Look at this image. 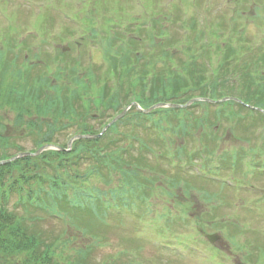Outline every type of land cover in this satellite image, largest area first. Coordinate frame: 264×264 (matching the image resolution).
<instances>
[{
    "label": "rangeland",
    "instance_id": "rangeland-1",
    "mask_svg": "<svg viewBox=\"0 0 264 264\" xmlns=\"http://www.w3.org/2000/svg\"><path fill=\"white\" fill-rule=\"evenodd\" d=\"M15 0H6V2H10L12 4ZM24 3H21L20 1L16 2V8L18 11H23L25 14L23 16L18 17L19 23L16 24L17 27H19V30L14 29H6V30H0V41L4 44V40L7 37H10V35H18L20 31L22 32L24 28H28L31 32V37L28 40L22 41L21 44L24 46H28L29 48H35L37 50L36 55H40L41 59L44 61L46 58V62L44 63H38L37 59L35 58L33 62L30 60L25 63V60L22 56H18L17 62H9L6 71L3 75V80L9 81L11 80V74L13 73L16 79V75L21 74V80L20 84L22 87L30 90L31 86L33 84V80L27 79L25 73H31V68L34 67V73L32 77H36L37 70L43 67L51 59L49 60L46 53L44 51L49 52L54 57L58 56V53H60L58 60L62 61V69H64L65 74H70L72 69L76 67L75 63L71 60L73 57H77L78 52L74 51L75 48L69 50V46L67 43H74L78 42L79 39H67L66 36L70 35L71 32L79 31V36L86 35L89 29L92 27L93 19L95 17V14H93L92 17H90L92 20H89L86 17L87 8L85 5H87L86 2H82L81 6L82 9L79 10L75 6L73 9L67 10L66 9V1L65 0H43L41 5H37V2L39 0H23ZM157 3L162 2L163 4L169 5L173 3L174 0H154ZM154 1L148 0L149 7L151 10L153 9ZM197 3V8H191L188 6H184L182 4L187 5H195ZM200 0H181V8L183 14H181V17L186 19L188 22L190 19L187 18V16H194L197 14L198 8L200 10V17L199 20H197L198 25L204 24L207 21V26L214 21L219 22V20L222 19V15H225L227 18H229V21L232 22L233 16L236 15L234 8L239 9V17L237 21H235L234 25H236L237 28L234 37H238L239 40H246L248 44H250V47H257L261 46V49L257 51L258 54L264 53V0H260V7H255L248 3L246 4L247 0H221V4H219L218 0H214L215 5L212 7L211 5L206 9L208 6L207 3H210V0H206L205 2L199 3ZM242 1V2H241ZM253 1V0H252ZM120 2L123 3V14H120ZM175 2V1H174ZM129 3L126 0H103L102 6H100L99 10L101 13H98L96 15H101L104 18V29L111 34V32H114L116 35H120L118 30L119 27H113L109 25V22L111 21H117L119 17L123 18V22L129 23L132 17H130L127 13H125L128 10ZM9 6V7H8ZM10 9L11 5H6L3 2V9ZM116 11V13L114 12ZM23 12H21L18 16H20ZM31 13L32 15L28 14ZM5 14V12L3 13ZM63 16H67L69 20H65ZM229 16V17H228ZM17 17V16H16ZM15 17V19H16ZM3 18L8 22L12 23L13 19L9 18L7 15H4ZM61 19V22H60ZM22 23H21V22ZM186 21L184 23L187 25ZM162 22L165 24L166 27H169V29H174L177 32H180V27L178 25V20L176 18H169L168 20L162 18ZM178 25V26H177ZM1 26H4V21L0 20V28ZM245 32L241 33V35L238 33L239 30L242 28H245ZM135 26H132L129 31L124 33L123 37H131L132 33L135 30ZM101 31V30H100ZM227 29L220 30L218 35H223L227 32ZM102 32V31H101ZM136 36V34H134ZM236 35V36H235ZM99 37H103L101 40H95L94 45L91 43H88V45L95 46V49L89 48L90 54L92 56V60L90 61L89 56L86 59L85 66L88 65L87 62H90L91 64L95 65L96 67H101L100 70L97 72L99 76L104 73L106 69V64L104 61V58L102 56V51L105 47V45L108 44L105 43V34L99 35ZM67 39L66 41H62L59 39ZM248 39V40H247ZM57 42L49 47H46L47 45H50L54 41ZM230 43H224L221 41V39L218 41L217 44H215V47H220L221 49H227L230 47ZM237 41L233 42V45H236ZM41 47H44L42 50L38 51ZM67 47V48H66ZM63 48H66V51ZM86 48L82 50V52H88ZM224 51H219V54H222V56L225 53ZM2 51V48L0 46V52ZM111 55V54H110ZM159 60L161 61L164 56H159ZM3 62V61H2ZM19 64H23V67L19 66ZM1 65V62H0ZM25 66V67H24ZM83 66V64H82ZM111 67H108L110 69ZM143 70L147 71V73L150 70V65H147L145 67H141ZM26 69V70H25ZM27 69H30V71H27ZM21 70V72L19 71ZM117 70V69H115ZM54 65L52 66V69L49 71V74L54 73ZM139 72V69L132 67L129 62L123 63V68L121 69V74H123V81H121V84L123 87L132 86V82L135 78L136 73ZM255 73L263 72L261 65H258L257 70H254ZM60 71L54 76L57 77L59 75ZM61 74V73H60ZM85 74V79L82 81H86L88 79L89 74L88 73H82ZM48 75V74H47ZM49 76V75H48ZM91 76V75H90ZM103 77V76H101ZM256 77V74H255ZM264 77V74H263ZM53 78V75L50 79ZM59 82L51 83V85L58 84L59 87L67 86L69 84V81L73 80V76H65V75H59ZM104 79L106 77H103ZM165 79V78H162ZM129 89V88H128ZM236 90H233L232 93L238 94L246 92L248 93V96L251 97V101L254 105H261L263 103H256L255 99L257 97H253L254 90L253 88H245L244 83L242 81L237 82ZM133 90H135L133 88ZM129 94H131L133 91H127ZM163 95L166 93V91H162ZM49 95H52L56 100V103L58 102V98L62 99L61 95L55 90V88H49L48 92L42 96L43 98L48 97ZM154 95H158L157 91L151 95V97ZM65 97V92L63 94ZM96 96V94H95ZM124 96H127L126 94ZM150 97V95H149ZM19 102H31V101H25L22 99H17ZM92 99H89L90 101ZM65 100L63 101V103ZM68 103V100H67ZM173 105H178V103L170 102ZM80 103L74 105V108H77ZM14 106V105H13ZM12 104L10 101H8L7 108H4L0 110V135L7 136L10 140H17V142L23 147L22 149L25 151L24 153H32V149H34V144L38 142L39 144L42 143L46 137H51L53 134H55V137L53 139V143L55 144H62L64 142V137L66 133L69 131L64 132L59 136L58 133H54L53 131L50 133L48 130V124L51 123L52 117L51 115L46 116L44 122H43V129H39L41 131L39 133L40 136L35 137H25L28 133L27 126H23L21 128L15 127L14 124L16 123L14 118H16L18 112H13ZM185 106V111L187 114L182 115L183 118H185L186 123L188 124H196L199 125V127H193L192 133L194 136H197V138L201 139L204 136V139L209 140L210 137L207 135L208 132L204 129L203 125L206 126L207 123H210L208 121H202L199 115V105L198 103H189ZM198 107V109H197ZM216 105H209L208 108L211 109L209 112V117L213 114V119H216V123L223 117V114L225 115L223 120L219 121L217 123L216 130L212 129L215 135H221L218 142L221 145L219 147V153L220 151H224L225 153L230 154L234 158H237L240 153L248 151L251 147H256V140L253 138H250V141H237L236 137L238 136V131H226V114L223 113L222 115H216L214 114V110H216ZM66 109V108H65ZM122 110V109H121ZM166 111L162 112L159 115H156L154 117L155 122L159 126V133L162 137L165 139L172 137L173 141L180 142L179 145L186 146L188 151H191L190 148V139L186 138L185 142H182V137H178V134L185 128V125L179 122V119L181 117H177L175 113H172L171 108H163L162 107H156L155 111ZM66 111V110H65ZM21 112V110H20ZM91 112L93 113V118L85 117V111L82 108V111H76L70 118L72 120L67 121L69 124L70 122L74 121V123H79L84 125V122H88L92 126H94L95 129H98V122L95 121L96 119H99V115L102 113V107H96L95 105L91 106ZM113 113H110L107 115V117L113 118L114 111H111ZM217 112V110H216ZM35 115L40 114L39 109H34ZM16 115V116H15ZM34 115V116H35ZM55 116V115H54ZM31 119V117H28V121ZM32 120L37 122H42L40 120ZM114 120V119H112ZM48 125V126H47ZM72 128V127H71ZM126 133L123 134L125 136ZM213 136V134H211ZM155 138V137H154ZM32 140H35V142H32ZM157 140V139H154ZM16 142V141H12ZM208 144H212L210 142H206ZM217 143V145L219 146ZM170 145V144H169ZM157 148H159L161 151L159 153V156L162 158L161 161L157 163L158 161H155L153 159H150L148 157L145 158H137V156H133L132 154L128 153L126 156L125 161L122 163V170L119 171V169L113 171L115 174L113 176L112 182L107 180L104 184L97 183L96 184L92 182H88L85 184H82L80 182H73L72 186L78 187L77 191H75L74 194H72V199L74 200H82L85 203L96 205L100 213L103 215H106L108 219H105V223H107V226L110 228V231H107L105 235V242L101 244L97 241L89 240L87 235L81 230H79V223H82L79 221L78 216L72 217L70 216L71 222L75 223L77 228L68 229L66 225L57 219L49 218V220H44L45 217H47V214L39 210L37 213H33L30 208H23L17 213L21 215V217L24 219V222L21 223V225L29 226V229L33 233H39L43 235L47 239H51L53 236H56V234H59L62 231H65L67 235H69V239L74 241V246L76 247L75 250L78 252V250H81L82 248L90 245L91 247V253H90V264H99L100 260L107 259L108 261H113L114 264H214L211 261H208L212 259L214 256L215 259L219 258L220 260L228 261L232 258H236L235 254L238 252L239 245L241 243H244L249 249H252L254 246L255 238L257 237V240H260L259 231L263 229L264 227V216L263 214L260 215L257 212L254 213H246L241 212L239 215L234 216L231 213L230 206L228 203V199L232 195H236L237 197H241L242 194H247V197H251L252 199H257L259 196V190H255L254 188L250 191L243 192V191H230L227 190H221V186L217 184L216 181L211 180L212 182L207 184H211V189L208 190V186L205 183H202L201 180L195 182V177L191 175L190 170L186 172L185 174L181 171H177L175 169H172L170 167V164L168 163V160L163 159V157L167 156L166 153V146L164 144L156 145ZM176 143L172 147H176ZM10 151L8 152V157L11 153H15L16 151L12 150V147H10ZM136 149V148H135ZM133 149V150H135ZM48 150V149H47ZM178 149H173L177 154ZM73 152V150L71 151ZM136 153V150L134 151ZM138 153V152H137ZM136 153V155H137ZM1 154V153H0ZM114 156V155H113ZM247 156V155H246ZM7 157V158H8ZM24 159H27L25 157ZM95 167L94 169H98V162L96 159H94ZM80 171L86 173V167L83 165L79 167ZM125 170L133 171L137 177L132 176L128 174ZM228 173V172H227ZM81 175H84L81 174ZM131 177L135 178V181L131 180ZM192 178V179H191ZM110 179V176H109ZM242 181H247L249 184L256 183L255 179L252 175L250 176H241L240 178ZM192 180V189H190L189 181ZM119 181H123V193H122V186ZM139 182L141 185L145 184L147 187L145 188L146 193L141 188V185L137 184ZM8 183L12 184L13 181L8 180ZM25 185V184H23ZM23 185H20L22 188ZM101 188V193H103L102 196L98 195L101 200L103 201L102 204H100V198L99 200L93 202H90L87 199V196L89 194H86L87 192H94L95 188ZM34 189H38L39 187L33 184L32 186ZM206 187V188H204ZM44 188L47 189L48 187ZM114 188V191L111 192V190ZM19 190V188H17ZM205 191V192H203ZM97 193V192H96ZM98 194V193H97ZM40 194L34 193V197H38ZM84 195V196H83ZM29 196V195H26ZM143 196V198H142ZM83 198V199H82ZM144 198H149V201H144ZM214 198V199H213ZM225 198V199H224ZM242 198V197H241ZM225 200V202H224ZM137 201V202H135ZM221 201V205L224 202V205L222 207L218 206V202ZM14 201L10 202V206L14 204ZM45 202H42V206ZM110 205L109 207V213H105V207ZM117 208L123 209L121 211H117ZM149 210H151V213H149ZM203 210L205 214H203ZM185 214V222L189 223L191 222L188 220V218H195V216H200L201 218L205 217H212V219H217V223L208 226L207 223L204 224L207 233H217L220 235L223 239L224 246L222 248L218 247V244L210 245L201 235H199L200 240L203 241V249L206 251L204 254L208 256V260H199L195 258V256H192L193 259L191 261H186L183 259L178 258L177 256L165 252V251H157L155 250L157 248V244L159 243L158 240L161 237H164L166 239H170L175 244L177 242L175 241V238L171 237H185L188 235H183L181 233H177L173 230L174 226L178 224L179 219L183 217V213ZM64 214V213H63ZM161 214H170V216L173 217V221L165 223L166 220H157L155 222H152L150 218H159ZM258 214V216L256 215ZM195 215V216H194ZM66 216V215H65ZM221 216H225V219H223ZM93 215L91 214H84L80 215L79 218L81 220H85V222H90ZM33 218V221H30V219ZM67 220L68 217L66 216ZM29 220V223L25 224V221ZM121 220V222L119 221ZM196 222V218L194 220ZM140 222V223H139ZM66 223V222H65ZM170 226L171 230H166L163 226ZM94 225L101 230V227L94 223ZM182 230V228L180 229ZM73 231V233H72ZM176 232V233H175ZM189 233V232H188ZM187 233V234H188ZM193 237V236H191ZM140 239V240H139ZM229 239V240H228ZM230 240L233 242H230ZM230 243V244H229ZM256 244V243H255ZM198 246V244H197ZM210 251H209V250ZM212 249V250H211ZM188 251V248H186ZM215 250V251H214ZM234 251V252H233ZM233 252V254H232ZM127 253V254H126ZM78 254L76 255V257ZM217 256V257H216ZM249 257H240L236 259L237 263H244L247 264V260ZM253 259L256 258L255 252H253ZM253 261L255 264L256 262ZM24 260V256L19 260V263L21 264ZM200 261V263H199ZM225 264H228L224 262ZM264 264V262H262Z\"/></svg>",
    "mask_w": 264,
    "mask_h": 264
},
{
    "label": "trees",
    "instance_id": "trees-1",
    "mask_svg": "<svg viewBox=\"0 0 264 264\" xmlns=\"http://www.w3.org/2000/svg\"><path fill=\"white\" fill-rule=\"evenodd\" d=\"M153 10H158L159 14H164L162 7L155 1ZM155 26L160 27V24L156 23ZM138 33L140 34L139 38H142V43L134 40L123 42V58L125 57L128 62H130L129 58L138 60V62L143 64V67L154 58L151 64H149V72L147 73V71L141 69L136 73L132 82L133 87H135L133 95H136V100L142 104L143 107L149 108L162 102H175L184 105L193 98L211 100L232 98L239 99L249 106H255L251 101V97L248 96L247 91L238 94L232 93L233 90H236L237 82L242 81L245 88H253L252 90H254V93L252 95L253 97H257L255 102L263 103L256 107L264 109V73L259 75L254 72V70H257L258 65H261L264 71V55L261 56L257 62V59L254 60L253 57L247 58L239 67L240 71L237 68H235V71H229V73L232 74L231 77L220 78L219 76H212L211 78H206L208 70L207 64L204 61L194 62V55H191L190 62L185 61L181 55V49L178 48H176V51L173 53L175 49L174 46L179 44V40L169 37L168 32L164 33V30L161 29L158 33L153 32L150 34L145 29L141 28ZM184 52L185 50L182 51V54H184ZM162 55L164 58L160 61L158 57ZM228 58L229 56L226 59ZM226 66L229 67V64H226ZM234 66L232 62L231 69H233ZM60 73V75L73 76V80L69 81L68 85L73 84L74 86L76 84L80 86L87 93V96H89L88 92L90 85L82 81L84 78L78 76L75 70H72L70 74H65L64 70ZM11 76V80L7 81V84L4 83V81L2 83L0 89V108H7L8 101L11 102L12 106L14 105L12 111L18 112L17 116L15 115L16 118H14L16 122L14 126L21 128L26 125V131H28L26 134L27 136H40L39 133L41 131H39V129H43V122L48 115L52 117L51 123L48 124L49 126L47 125L50 133L52 131L54 133H59L64 127L66 129L68 125L74 123V121H72L68 124L67 121L72 120L70 117L76 111H81L80 106H78L75 111L72 109L74 105L78 104V96L75 93H71L68 99L64 97V103L59 101L56 103L57 99L52 95L46 98L42 97L49 90L51 81H53L52 79L46 76L32 77L30 75L28 81L29 79L33 80V84L31 89L28 90L20 84L21 74L16 75L17 79L13 77L15 76L13 73ZM233 76L235 77L234 79ZM55 81L59 82V78L55 79ZM67 86H55V89L59 91V94L62 96ZM151 87L152 91L154 93L157 91L160 96L154 97L153 95L150 100H146L143 92ZM162 91H166L164 96H161L163 95ZM107 92L108 87L98 92L99 104L103 105L102 103L104 102ZM17 99L31 102L23 101L21 103ZM198 105L201 106L203 104L198 103ZM205 105L203 116L200 118L202 121L210 122L207 123L206 126L203 125V127L209 132L210 135L207 136L210 137L213 142H217L219 136L215 135L212 129L216 130L217 123L225 118L223 113H227V120L235 121V130L233 131H238L239 134L244 135L239 136L241 139L249 138L250 134L254 132V129L260 125L259 123L264 122L263 115L254 114L244 105L230 101L222 104L223 106L220 105L217 107V112L216 110L212 111L219 116L223 114V117L216 123V119H213V114L209 117V112L211 111V109L208 108L209 104L205 103ZM108 106H115L114 108L119 109L118 99L108 104ZM34 109L40 110L38 116L35 115ZM85 110L90 111L89 101ZM172 113H175L177 117H181L179 122L185 125V128L182 130L184 135H192L190 130H192L194 126L199 127V125L196 124L186 123L185 118L182 117V115L187 114L185 110L172 111ZM85 116L88 117L86 114ZM28 117H31L29 121L27 120ZM32 118L42 122L35 123ZM125 122L126 121H122L120 126L125 124ZM118 127L119 125L111 128L102 139L78 141L74 145L73 152L49 151L39 157H28L27 159L19 160L4 168H0V192H4L3 195L7 192L5 185V180L7 179L9 182L13 181V185L10 183H8V185L14 190L23 183L28 184L29 181L27 179L30 178H36L38 184L41 183V181L43 182V179L53 180L54 178V181L62 183V191L58 192V195L55 196V202L50 203V207L54 210L59 207L62 211L68 212L71 216L82 214L83 212L80 208L85 207V203L80 204L78 208H74L70 205V196L66 195L67 192L72 191L70 183L80 182L85 184L83 177H80L81 174L78 168L92 159H96L99 165H101V170L96 171L93 177L96 181H110L115 175L113 171L117 169H119V171L122 170V143L115 139L116 136L121 135V133L118 135V130H116ZM96 133L98 134L100 132L97 131ZM211 134H213V136H211ZM261 136L264 140V132ZM54 137L55 134H53L52 137H46L42 143L39 144L38 141L36 146L39 149L44 145H55L66 149L67 146L64 144L53 143ZM9 147L23 150V147L17 140H10L7 136L0 135V153L3 154L7 152ZM124 150L126 151V149ZM242 156L243 154H240V157ZM7 157L8 156H1V160ZM223 159L224 161L228 160L224 157ZM236 165L238 166L237 163ZM106 176L107 180H105ZM64 178H68L70 183ZM31 210L33 213H37L34 209ZM14 218L15 215L8 213L4 207H0V264H20L19 260L23 256L24 260L21 264L91 263L90 253L92 249L90 246H86L76 252L74 241L72 242V240L66 238L68 236L67 233L64 234V232H61L51 239H47L39 233L31 232L29 226L15 222ZM30 221H33V218H31ZM90 223H94V218L91 219ZM95 223L101 227V230L95 226L97 230L94 233L91 232L90 235L104 234L106 230L102 229L103 225H101L98 220H96ZM259 248L264 249V242H259L255 247L257 253L264 252ZM77 254L78 256L76 257Z\"/></svg>",
    "mask_w": 264,
    "mask_h": 264
}]
</instances>
